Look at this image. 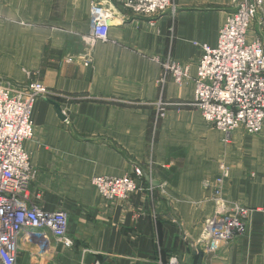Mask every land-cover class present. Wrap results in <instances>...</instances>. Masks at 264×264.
<instances>
[{
    "label": "crops",
    "instance_id": "obj_1",
    "mask_svg": "<svg viewBox=\"0 0 264 264\" xmlns=\"http://www.w3.org/2000/svg\"><path fill=\"white\" fill-rule=\"evenodd\" d=\"M89 4L0 0V79L40 80L57 94L35 103L34 136L24 147L37 170L31 195H41L44 209L67 211L73 242L64 248L52 239L38 255L20 240L18 264H166L169 254L179 264H264V125L225 143L193 108L170 106L155 119L157 100L193 98L201 49L192 42L215 44L231 0H175V16L153 18L116 5L108 40L90 48ZM247 38L264 48V0ZM168 56L188 67L184 85L160 83ZM222 162L226 199L256 210L244 234L207 251L199 238L214 205L212 187L202 182ZM136 166L159 184L149 191L142 177L140 190L116 203H105L91 184L96 176L131 175Z\"/></svg>",
    "mask_w": 264,
    "mask_h": 264
},
{
    "label": "built area",
    "instance_id": "obj_2",
    "mask_svg": "<svg viewBox=\"0 0 264 264\" xmlns=\"http://www.w3.org/2000/svg\"><path fill=\"white\" fill-rule=\"evenodd\" d=\"M231 4L233 11L225 17L214 45L192 42L201 53L191 101L159 99L154 103L156 120L162 119L170 106L197 110L209 126L222 134L225 143L238 130L257 135L264 125V48L258 38H247L253 20L263 9V0H231ZM116 5L136 17L153 18L164 12L176 15L175 0H90L89 31L84 36L89 48L97 41L108 40V22L115 16ZM82 57L83 65H89L90 49ZM163 68L161 84L169 78L182 86L189 79L188 67L170 56ZM55 95L40 80L18 84L0 79V264H18L20 240L38 255L48 249L52 239L64 248L73 245L68 235L67 211L60 206L44 209L38 203L41 195H31L37 170L24 147L25 141L34 136L35 103ZM228 177L229 168L222 162L219 174L202 182L204 188L212 187L210 199L214 205L213 212L203 221L199 238L207 251L244 234L256 210L226 199L223 185ZM141 180L142 168L136 166L131 175L96 176L91 178V184L105 203H116L140 190ZM166 264H179L177 256L170 254Z\"/></svg>",
    "mask_w": 264,
    "mask_h": 264
},
{
    "label": "water",
    "instance_id": "obj_3",
    "mask_svg": "<svg viewBox=\"0 0 264 264\" xmlns=\"http://www.w3.org/2000/svg\"><path fill=\"white\" fill-rule=\"evenodd\" d=\"M108 25H109V22H108ZM55 106H56L57 110L60 112V108H59V106H58L57 104H55ZM142 177H144L145 180H146L147 182H149V185H151V186H157V185L159 184L158 181H156V180H154V179H151V178L148 176V174L146 173V171L143 170V169H142Z\"/></svg>",
    "mask_w": 264,
    "mask_h": 264
},
{
    "label": "trees",
    "instance_id": "obj_4",
    "mask_svg": "<svg viewBox=\"0 0 264 264\" xmlns=\"http://www.w3.org/2000/svg\"><path fill=\"white\" fill-rule=\"evenodd\" d=\"M170 255V254H169Z\"/></svg>",
    "mask_w": 264,
    "mask_h": 264
}]
</instances>
